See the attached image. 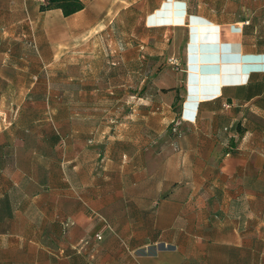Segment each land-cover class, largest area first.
<instances>
[{"label":"crops","instance_id":"0c3cea01","mask_svg":"<svg viewBox=\"0 0 264 264\" xmlns=\"http://www.w3.org/2000/svg\"><path fill=\"white\" fill-rule=\"evenodd\" d=\"M80 1L69 17L86 38L111 28L116 3ZM144 24L177 31L181 147L120 138L124 151L93 164L82 152L56 163L0 135V264H264V131L244 119L243 134L227 132L236 113L263 112L262 90L247 88L264 76V41H250L264 0H156Z\"/></svg>","mask_w":264,"mask_h":264},{"label":"rangeland","instance_id":"374dc122","mask_svg":"<svg viewBox=\"0 0 264 264\" xmlns=\"http://www.w3.org/2000/svg\"><path fill=\"white\" fill-rule=\"evenodd\" d=\"M112 1L117 14L111 28L86 38L75 17L41 12L43 0H0V135L26 138L24 146L55 162L64 153L82 152L93 164L124 151L127 144H118L120 138L134 147H141L143 138L157 150L166 146L165 137L174 136L177 150L181 147L186 132L180 129L177 75L185 67L177 31L145 27V14L156 0ZM252 40L264 41V32ZM259 90L256 103L263 112L246 109L235 121L226 118L232 122L227 132L243 134L244 119L264 131V76L247 88L250 94ZM59 179L54 175V183ZM84 179L92 182L93 176ZM69 181L77 183V176ZM97 230L103 237L106 223Z\"/></svg>","mask_w":264,"mask_h":264},{"label":"trees","instance_id":"16d2710c","mask_svg":"<svg viewBox=\"0 0 264 264\" xmlns=\"http://www.w3.org/2000/svg\"><path fill=\"white\" fill-rule=\"evenodd\" d=\"M43 4L40 7L41 12L60 10L63 17H69L84 8L80 0H43Z\"/></svg>","mask_w":264,"mask_h":264},{"label":"built area","instance_id":"2783aa9c","mask_svg":"<svg viewBox=\"0 0 264 264\" xmlns=\"http://www.w3.org/2000/svg\"><path fill=\"white\" fill-rule=\"evenodd\" d=\"M95 238H96L97 240H101V239H102L101 233H97V234L95 235Z\"/></svg>","mask_w":264,"mask_h":264}]
</instances>
